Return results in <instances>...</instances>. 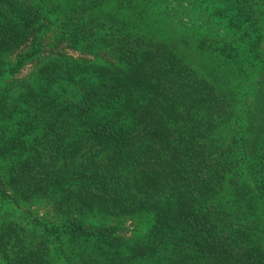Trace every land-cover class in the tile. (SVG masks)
<instances>
[{"label": "trees", "instance_id": "1", "mask_svg": "<svg viewBox=\"0 0 264 264\" xmlns=\"http://www.w3.org/2000/svg\"><path fill=\"white\" fill-rule=\"evenodd\" d=\"M50 2L0 0V80L59 27L0 89L1 263L264 264V0Z\"/></svg>", "mask_w": 264, "mask_h": 264}, {"label": "rangeland", "instance_id": "2", "mask_svg": "<svg viewBox=\"0 0 264 264\" xmlns=\"http://www.w3.org/2000/svg\"><path fill=\"white\" fill-rule=\"evenodd\" d=\"M141 1V0H139ZM55 3H57V0H51L50 2V8L49 11L52 9L54 10L53 7H55ZM154 5V6H153ZM150 5L147 9L146 12H148L147 17L148 21L151 24L158 23L162 21V17L160 16L163 11H168L169 6L166 4H153ZM54 12V11H53ZM175 22H178V27L177 29L180 33L181 32H189V33H194L197 30L202 31V29H198L199 23H201L200 20L195 21L194 19L188 21V19H183L182 22L176 20ZM58 25L57 19L55 17V13L51 14L48 12V14L45 16L43 19L42 23L40 24L41 28V33L38 34L37 39L30 42L27 44L26 47H24L18 55L12 56L9 60V67H16L17 70L15 72H10L9 76L4 77L2 80H0V89L4 90L8 85H11L14 81L17 80H24V78L28 77L30 72L33 69V58L31 57H37L39 54L43 53L45 50H47L50 45L51 41L55 37V29H58L59 27H56ZM238 46V44H237ZM242 48V44H241ZM67 55H70L71 57L78 58L82 57L77 52L71 51L69 49H64ZM34 55V56H33ZM22 57L20 60L19 58ZM23 57H28L23 59ZM7 66V65H6ZM8 68V67H7ZM6 68V69H7ZM6 78V79H5ZM8 78V79H7ZM7 210L10 217H17L20 219H26V217H29L30 220H37L40 221L42 224V218H43V213L40 209V207L36 204H30V203H23L21 206H13L12 203L8 204H3L2 206V211ZM25 214V215H24ZM130 223H127L126 226H129ZM140 226V225H139ZM146 227L145 223H143L142 228L144 229ZM132 227L128 229L127 232H131ZM0 264L1 261H0Z\"/></svg>", "mask_w": 264, "mask_h": 264}]
</instances>
